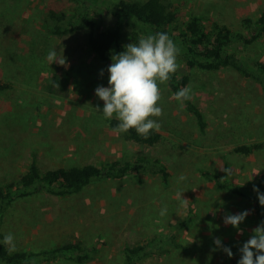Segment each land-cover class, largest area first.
Here are the masks:
<instances>
[{"label":"rangeland","instance_id":"obj_1","mask_svg":"<svg viewBox=\"0 0 264 264\" xmlns=\"http://www.w3.org/2000/svg\"><path fill=\"white\" fill-rule=\"evenodd\" d=\"M118 0H0V181L18 176L33 155L43 168L138 154L159 157L170 175L158 172L129 174L92 182L78 193L64 196L41 192L22 199L3 215L2 233H13L16 248L43 249L66 239L95 245L92 260L82 264H124L126 245L150 250L137 264H231L213 240L242 246L259 225L253 204L221 189L202 169L216 171L225 180L253 191L264 175V147L249 155L234 147L264 142V89L231 68L190 70L178 59V72L192 73V98L203 110L208 126L200 131L186 109L160 85L163 115L161 141L143 146L117 136L103 118L98 85L108 86L107 67L87 45L88 28L54 34L49 9L79 19L88 10L102 13L101 27L114 22L112 4ZM182 25L192 16H209L239 29L245 16H256L264 0H164ZM127 26L122 45L132 43ZM63 51L72 81L67 96L48 90L58 64L49 65V50ZM249 51L264 59V41ZM104 70L103 75L100 71ZM260 170L259 175L254 174ZM187 179L178 183L179 176ZM252 177V179H251ZM186 189L181 198L178 189ZM167 205L168 214L159 216ZM215 210V215H213ZM250 210L239 225L242 235L223 223L226 214ZM4 238V237H3ZM193 239V242L190 241ZM161 247L164 250L162 251ZM47 264H77L57 261Z\"/></svg>","mask_w":264,"mask_h":264},{"label":"trees","instance_id":"obj_2","mask_svg":"<svg viewBox=\"0 0 264 264\" xmlns=\"http://www.w3.org/2000/svg\"><path fill=\"white\" fill-rule=\"evenodd\" d=\"M111 6L114 22L107 27H101L102 13L94 12L90 15L86 10L77 17L79 19L68 20L65 12L49 9L48 15L53 21L51 30L54 34H65L87 27V45L101 61H107L112 55L123 51L122 38L127 26L131 27L130 38L134 43L142 36L165 32L180 48L178 59L184 63L186 69L215 71L231 68L245 78L258 81L264 89V59L249 51L251 47L264 41V9L254 17H243L240 20V28L235 29L209 16H192L180 25L176 10L164 0H118ZM191 74L177 71L165 85L174 94L190 84ZM50 79L48 90L51 93L68 95L72 75L64 66H56ZM53 83L59 87H54ZM8 86L0 80V89ZM184 108L193 116L198 129L204 131L208 121L195 100L191 98L185 101ZM107 124L112 130L117 121L107 120ZM121 136L125 141L143 146H154L162 139L160 131H153L150 138L144 140L134 129L122 133ZM263 147L264 142L243 143L235 146L234 151L249 155ZM151 171L160 173L165 180L170 175L168 166L159 157L148 154L108 159L99 164L85 163L51 168H43L33 155L25 171L9 180L0 181V264H47L57 261L82 264L92 260L97 247L86 245L80 239H66L43 249L16 248V251L10 254L7 246L2 243L3 215L14 204L37 193L47 192L64 196L78 193L94 181L123 178L129 174L141 175ZM201 172L217 187L249 200L253 204L259 224L264 221V206L259 204L256 192L225 180L216 171L202 169ZM255 187L260 193H264V175L259 177ZM222 244L229 247L233 253L231 264H237L241 246L227 241H222ZM146 246L126 245L123 249L124 264H137L144 255L151 252ZM161 250H164L163 247Z\"/></svg>","mask_w":264,"mask_h":264},{"label":"clouds","instance_id":"obj_3","mask_svg":"<svg viewBox=\"0 0 264 264\" xmlns=\"http://www.w3.org/2000/svg\"><path fill=\"white\" fill-rule=\"evenodd\" d=\"M180 48L176 42L165 32H156L142 36L138 42L128 43L123 46V51L110 57L111 64L107 67L108 86L98 85L94 94L103 101L102 111L96 107L97 112L102 113L105 120L117 121L112 131L119 136L134 129L144 140L150 138L153 131L158 132L161 124L158 118L163 115L160 106L162 100L160 85L167 84L171 77L178 71L180 65L178 57ZM49 65L55 62L60 66L68 67L67 59L63 56V51L57 53L51 49L46 57ZM104 70L100 71L103 75ZM58 88L59 85L53 83ZM192 86L188 84L175 92L173 98L184 106V102L192 98ZM260 170L254 172L259 175ZM187 179L181 175L178 183ZM252 179V177H251ZM186 189H178L176 197L185 203L187 199H182V193ZM253 191L257 193V199L261 206H264V193H260L255 186ZM215 215V210L212 211ZM168 214L167 205L159 211L160 217ZM250 214V210H245L236 214H226L223 217L225 225H231L237 230L238 235L243 234L239 225ZM193 242V239L190 243ZM2 243L7 246L11 254L16 251V241L13 233L4 236ZM215 247L212 251L220 250L229 258L233 256L231 249L222 244L220 238L213 240ZM240 259L237 264H264V221L252 229V235L239 248Z\"/></svg>","mask_w":264,"mask_h":264}]
</instances>
